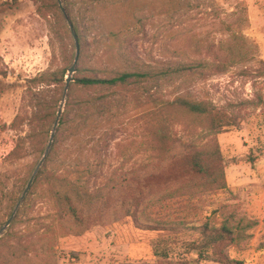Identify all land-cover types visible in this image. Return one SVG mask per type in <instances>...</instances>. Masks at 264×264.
I'll return each instance as SVG.
<instances>
[{"label": "rangeland", "instance_id": "374dc122", "mask_svg": "<svg viewBox=\"0 0 264 264\" xmlns=\"http://www.w3.org/2000/svg\"><path fill=\"white\" fill-rule=\"evenodd\" d=\"M51 1L0 0V230L14 214L0 234V264H167L155 254V244L173 234L179 238L166 247L169 261L223 264L201 261L188 251L186 243L197 235L161 232L147 225L151 221L144 214L153 221L197 226L256 221L247 238L220 248L229 260L264 264V0H123L130 4L118 16L130 33L115 42L105 10L84 14L79 4L72 8L61 0L67 17L79 26L80 66L105 70L131 61L155 67L203 62L205 71L149 82L145 92L117 89L84 127L76 119L82 110L75 101L111 90L81 89L73 80L47 88L42 97L60 100L53 111H65L74 102L69 106L72 122L60 132L25 193L56 119L52 113L21 129L12 123L17 115L29 119L45 112L35 105L31 78L74 63V38L68 44L63 40L65 22L46 7ZM112 43L114 49L107 52ZM81 74L76 71L73 77ZM176 96L210 103L228 125L215 128L210 116L201 120L173 110L178 121L164 138L148 114L159 106L153 98L171 101ZM28 133L33 138L27 153L9 162L19 135ZM215 143L226 186L210 189L176 160ZM79 170H86L82 183L90 191L112 195L117 185H124L130 206L120 208L117 197L109 195L105 208L97 202L84 224H75L56 200L60 182L54 178H76Z\"/></svg>", "mask_w": 264, "mask_h": 264}, {"label": "trees", "instance_id": "16d2710c", "mask_svg": "<svg viewBox=\"0 0 264 264\" xmlns=\"http://www.w3.org/2000/svg\"><path fill=\"white\" fill-rule=\"evenodd\" d=\"M58 0H52L51 6H46L55 9L57 13L58 20H63L65 23L62 24L63 34L65 37L64 41L68 44V39H72L73 35L70 27L67 24V16L63 13L58 3ZM68 7H76L79 4V11L81 13L87 14L94 9L105 10L107 18H109V36L112 41H120L125 34L130 33L129 26H121L120 18L118 16L122 7L128 6L130 3L119 2L118 0H66ZM62 11V12H61ZM101 11V10H100ZM69 16V14H68ZM71 19V17L69 16ZM73 25L79 36V26L78 23L71 19ZM75 41V40H74ZM80 42V56L77 63V71L81 72V76L77 78L73 77V81L81 89H107L111 90L110 92H105L99 94L95 97L88 99H81L75 101L74 105H77V110L81 111L78 113L77 118L81 119L80 126L84 127L87 123L94 117L98 110L104 107V104L111 102V99L117 89H138L142 92H145V85L149 82H156L159 80L167 79L173 77L176 74L179 75H190L191 73H197L199 75L204 74V63L199 62L196 64L183 63L176 66H164V67H155L153 65L134 61L125 64L124 67H116L109 69L98 70L97 68H87L85 66H80L79 62L81 59L82 51V40L79 37ZM114 43L107 46L106 51H112L114 49ZM76 58V44H73L72 52V61ZM72 66V65H71ZM70 65L64 68H58L56 70L47 71L41 73L29 80V90L33 91V100L35 105L45 112L40 113L36 112L31 118L28 119V116L24 114L17 115L12 123L14 129H21L26 123L28 125H33L41 120L48 119L52 113L55 115L57 120L58 109L53 111L54 108L58 107L60 100L46 99L42 97L47 88L51 86H58L63 82H66V76L68 75ZM92 72H102V76H96L89 73ZM72 82V81H71ZM43 92V93H42ZM153 101L158 103V109L150 112L148 115L150 121L157 124L155 126L160 132L164 133V138L166 133L170 132V129L177 124V118L172 115L173 110L179 112H184L188 116H194L195 118L199 117L201 120L206 117H211L213 120V127L221 128L225 125H228L229 122L225 121L223 116L220 113H214L213 108L210 103L206 101H195L183 96H176L171 101L163 100L160 97L153 98ZM74 102H69L67 104L65 111L62 112L59 124L56 128L54 140L51 146V149L55 148L57 144L59 134L64 130L65 127L71 124V119L69 118V106ZM95 107V108H94ZM95 109L91 111L90 109ZM104 109V108H103ZM106 110V109H105ZM87 111V112H86ZM52 130H49V134L52 133ZM44 129L36 134V136L42 135ZM33 138L31 133L26 135H19L17 144L15 148L8 154L7 160L12 162L14 160L21 159L27 150L29 149L30 139ZM165 142V140H164ZM254 161V158H252ZM222 153L218 144H207L201 149L191 151L189 153L183 154L179 157L176 162L179 163L180 168H183L185 172L190 176H197L203 180V183L199 185L208 187L210 189H219L226 186L225 171L224 167L221 164ZM78 176L76 178H58L55 177L60 182V189L54 193L57 197V201L62 203L63 210L65 213L74 221L75 224L82 226L84 224V216L92 212L93 205L98 202L102 204V207H106V200L108 196L111 195L110 191L103 192H93L83 186L82 181L85 179L87 172L86 170L76 171ZM118 186V185H117ZM115 187L113 195L117 197V204L120 208L129 207L131 202L126 195H124V185ZM110 196V197H111ZM136 197V195H133ZM139 200V197L137 198ZM117 209V208H116ZM145 218L151 223L147 224L148 226L155 225L159 231H178L184 232L187 231V235L197 237L193 240H190L186 243L187 249L189 252H196L198 259L201 261H213L216 263L223 264H243L242 261H232L229 260L220 246L222 244L234 241H242L247 238L248 235L246 231L255 225L256 221H245V220H225L221 224H211L206 222L202 225H191L184 222H174L165 219H155L153 221L149 214H144ZM235 221V222H232ZM173 238L161 237L156 240L155 244V254L160 256L167 261V264H193V261L189 262H176L169 261L170 250L166 247L172 245L173 242H177L179 236ZM167 237H172L171 235Z\"/></svg>", "mask_w": 264, "mask_h": 264}, {"label": "water", "instance_id": "95a60500", "mask_svg": "<svg viewBox=\"0 0 264 264\" xmlns=\"http://www.w3.org/2000/svg\"><path fill=\"white\" fill-rule=\"evenodd\" d=\"M59 5H60V8H61V10L63 11V13L66 15L67 13H66L65 7H64V5H63V3H62L61 0H59ZM66 16H67V15H66ZM67 20H68V24H69V26H70V29H71V32H72L73 38H74V40H75V44H76V58H75V60H74V63L72 64V66L69 68V71H68L69 74H68V76L66 77V82H67V86H68L69 83L73 80V74L77 71V63H78V59H79V56H80V42H79V36H78V33H77V31H76V29H75L73 23L71 22V20H70L68 17H67ZM63 104H64V102H62V106H63ZM62 112H63V109H62V107H61V108L59 109V111H58L57 120H56V122H55V126H54V129H53V132H52V134H51V139H50V142H49L48 149H47V151H46V153H45L43 159H42L41 162L39 163V165H38L36 171L34 172L32 178H31V180H30V182H29V184H28V186H27V189L25 190V193H26V192L29 190V188L31 187V184H32V182H33V180H34V178H35L36 173L38 172V170H39L41 164L43 163L44 159L47 157V155H48V153H49V151H50V149H51V146H52V143H53V140H54V136H55V132H56V128H57V126H58V124H59V119H60V116H61ZM24 195H25V194H24ZM24 195L22 196V198L24 197ZM20 203H21V201L19 202V204H20ZM19 204H18V205H19ZM13 216H14V214H13V215L11 216V218L7 221L6 225L0 230V234H1V233L6 229V227L10 224V222H11Z\"/></svg>", "mask_w": 264, "mask_h": 264}]
</instances>
